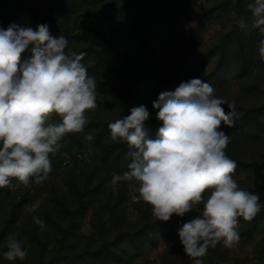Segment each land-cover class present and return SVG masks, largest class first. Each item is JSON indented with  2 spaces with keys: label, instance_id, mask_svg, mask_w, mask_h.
I'll list each match as a JSON object with an SVG mask.
<instances>
[{
  "label": "rangeland",
  "instance_id": "rangeland-1",
  "mask_svg": "<svg viewBox=\"0 0 264 264\" xmlns=\"http://www.w3.org/2000/svg\"><path fill=\"white\" fill-rule=\"evenodd\" d=\"M18 2L13 0L4 30L18 24ZM249 2L70 0L61 11L59 0H34L36 29L46 24L52 36H65L66 51L86 53L81 62L96 79L97 107L85 113L83 132L65 135L62 148L49 154L46 180L37 184L30 177L25 186L10 178L15 189L0 188V264H193L178 233L203 204L164 222L152 215L151 205L131 200L132 182H120L115 191L106 187L131 162L127 144L110 139L109 123L144 105L145 127L154 138L162 122L153 102L193 78L235 102L234 124L222 125L230 136L225 151L236 162L238 187L258 194L262 205L251 221L238 218L240 239L232 248L218 244L201 259L264 264V61L257 52L264 37L252 26ZM240 19L246 29L239 28ZM30 48L21 62L29 59ZM50 119L61 121L58 114ZM88 134L92 141L85 140ZM9 234L27 251L24 261L3 257Z\"/></svg>",
  "mask_w": 264,
  "mask_h": 264
},
{
  "label": "clouds",
  "instance_id": "clouds-1",
  "mask_svg": "<svg viewBox=\"0 0 264 264\" xmlns=\"http://www.w3.org/2000/svg\"><path fill=\"white\" fill-rule=\"evenodd\" d=\"M247 8L252 26L264 37V0H250ZM238 26L248 25L240 19ZM67 47L65 36H52L46 24L36 30L18 24L0 29V188L14 190L17 185L10 178L25 186L30 177L37 184L46 180L52 171L49 154L62 148L65 135L83 132L89 123L85 113L97 107L96 79L81 62L86 53L78 55ZM29 48V59L21 62ZM257 52L264 61V38ZM153 108L162 122L154 138L145 127L149 112L144 105L109 123L110 139L127 144L131 162L123 174L113 173L106 187L115 191L120 182H132L131 200L151 205L152 215L164 222L203 204L202 212L178 233L193 264H203L209 248L221 243L232 248L239 241L238 218L251 221L262 207L258 194L238 187L233 178L236 162L225 151L230 136L222 125L234 124L235 102L216 96L208 82L193 78L159 94ZM53 114L61 121L51 122ZM93 139L85 136L86 141ZM33 221L45 227L39 217ZM2 255L14 262L24 261L28 253L9 234Z\"/></svg>",
  "mask_w": 264,
  "mask_h": 264
},
{
  "label": "trees",
  "instance_id": "trees-1",
  "mask_svg": "<svg viewBox=\"0 0 264 264\" xmlns=\"http://www.w3.org/2000/svg\"><path fill=\"white\" fill-rule=\"evenodd\" d=\"M59 10L64 11L66 4L70 0H59ZM34 0H19L17 11H18V25L22 27H30L36 29L35 18H38V12L36 7H34ZM14 8L13 0H0V29H4V22L9 18V11L11 8ZM59 13V12H58ZM10 20V19H9ZM58 24H62L61 21H58Z\"/></svg>",
  "mask_w": 264,
  "mask_h": 264
}]
</instances>
